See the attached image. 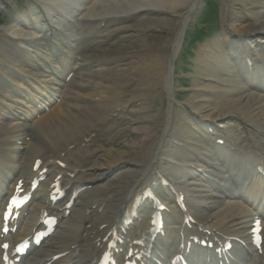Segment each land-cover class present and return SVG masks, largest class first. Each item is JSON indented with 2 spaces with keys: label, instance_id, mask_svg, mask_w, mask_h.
<instances>
[{
  "label": "bare ground",
  "instance_id": "obj_1",
  "mask_svg": "<svg viewBox=\"0 0 264 264\" xmlns=\"http://www.w3.org/2000/svg\"><path fill=\"white\" fill-rule=\"evenodd\" d=\"M30 2L28 4L31 8L15 13L17 16L13 23L0 30V33L6 36L4 42L0 44L2 72L0 81H3V76L10 84H20L21 82L14 76L18 72L26 78L33 76L37 80L36 84L44 82L56 86L62 81L59 76L47 72L45 76L48 79H45L43 77L45 70L41 69L34 73L37 71V64L28 63L36 53H43L46 50L44 42L52 32L57 33L60 28L66 30L64 27L70 29V22L84 26L87 22L97 21L91 18H100L113 25L107 31L93 36L88 42L91 49L87 50L88 58H85V61L94 64V69L97 70L79 73L78 68L81 65L79 56L82 58L78 52L81 48L75 47L76 51L73 52H76L78 61H72L74 67L64 93V98L68 100L80 99L78 103H81V98L90 97L93 102L99 104L81 106L73 103L75 105L67 107L68 109L58 105L37 120L29 132L26 150L19 159L22 168L18 178L23 177L26 167H31L33 157L43 154L47 157L44 161L48 162L55 159L59 152L68 154L67 145L75 142L76 138H66L67 134L73 132L70 133L66 124L60 126L64 120L63 115L70 118H80L78 113L90 115L89 121L83 124L85 127L93 122H105L120 106L132 107L130 112H126L128 115L126 125H121L118 129V132H127L131 138L121 147L110 145L100 149L99 158L94 162L96 173L90 181L96 183L95 190L100 191V194L91 193L83 199L81 197L76 199L72 212L70 211L69 215L59 222L69 229V233L60 235L58 231L54 238L59 235L60 238L66 236L73 238L70 244L83 247L88 258L87 264H93L105 246L102 239L106 231L115 224L124 226L123 221L131 217V204L138 190L143 185H149L150 189L156 191V187L151 186L155 185L157 179L164 178L168 181L166 187L171 185L174 190L184 194L187 212L183 213L177 209L176 213L164 214L167 227L164 238L173 250L166 249L161 243L160 257L186 249L185 245L190 241L188 236L192 234L200 235L216 244L218 241L228 240V237L233 238L232 248L221 258L223 264H226L227 260L228 264H264L263 209L262 253L261 249L258 251L251 245L249 233L250 212L256 203L252 198L264 193V164L254 159L264 153V0H222L223 33L202 45L198 51L191 93L183 101L184 112L178 111L175 107L174 89L170 79L171 64L180 47L187 21L198 9L201 0H30ZM3 5L10 6L0 0V6ZM61 12L64 13V23L58 19ZM229 38L234 42L248 40L252 45L260 46L262 52L258 57L262 61L255 67L248 66L252 71H242L243 63L240 56L246 53L234 54L241 63L234 64L231 58L232 50L228 46ZM57 40L64 42L63 39ZM61 48L71 54L69 52L71 45H63ZM234 48L239 49L240 46ZM50 49L51 47H48V50ZM42 60L59 65L57 60L49 55L47 57L46 54ZM253 60L254 58L250 61ZM45 62H40L42 67H45ZM2 63L7 65L4 70ZM9 91V85L2 82L0 98L6 106L17 107L22 102L27 112L36 111L29 101L22 99L23 94L13 95ZM166 98L168 101L166 108L157 105V101L162 103ZM36 100L38 101V98L32 103ZM189 112L198 119L216 123L220 126L219 132L191 130ZM3 113L6 114L5 111ZM13 117L0 114V130L2 128L10 130V123L15 119ZM24 122L20 120L21 125L14 130L15 136L19 135L17 131L22 128ZM241 123L247 124L250 128H240ZM218 134L224 139L222 145L214 143ZM241 137L249 145L243 143L239 139ZM170 141H173L172 145H168ZM227 147L232 154L228 153ZM213 148L219 151H214ZM202 149L207 150L209 156H206ZM248 158L251 161L247 160ZM176 162L179 165L174 164ZM173 166L176 167L172 168ZM31 170L34 169L31 167ZM108 172L113 176L102 183ZM217 175L221 176L222 180ZM185 176L190 178L186 180ZM6 179L9 180L5 181ZM208 179L217 183L211 186ZM11 181L8 174L1 176L0 202L13 190L14 183ZM220 186L225 187L227 192H233V195L225 196ZM43 191L44 188L35 192L34 199L28 206L34 212V222L37 217L40 218L41 210V206L37 205L35 200ZM162 194V199L167 200L168 197L163 192ZM246 197L254 205L245 203ZM0 208L4 209V203H0ZM258 211L256 209L255 213ZM139 212L140 214L127 227V234L123 237L124 245H129L138 233L141 235L148 229L149 210L146 203ZM184 214H190L192 222L188 224L192 227L182 221ZM20 219L19 215L15 233L23 237L32 226H28L29 221H26L28 218ZM195 227H203L207 232L196 233ZM218 231H221L219 239L213 241ZM179 243L182 246L177 247ZM132 248L142 247L135 244ZM68 249L71 248L50 251L41 247L37 252L29 254L31 256L26 264H37L47 254L52 255ZM77 250L71 249V253ZM196 250L195 248L194 252ZM71 256L72 254L65 256L58 262ZM193 260L195 264H205L204 257L200 255H195Z\"/></svg>",
  "mask_w": 264,
  "mask_h": 264
},
{
  "label": "rangeland",
  "instance_id": "obj_2",
  "mask_svg": "<svg viewBox=\"0 0 264 264\" xmlns=\"http://www.w3.org/2000/svg\"><path fill=\"white\" fill-rule=\"evenodd\" d=\"M26 3H27V0H18V1H16L15 5L11 4V6H13L15 9H17L18 12H20L21 10H23L25 8ZM201 5H202V3L200 2L198 9L192 14V16H190L188 24H190V22L195 18L198 21L196 23V25L198 26L197 28H201V27L206 28V30H208V34L205 36L203 35L201 40L198 41L195 39L197 32H195V30H192V26L195 22L192 21L191 25L187 24L188 25L187 32L189 34H188V36H186V38L188 37L190 39V41H189L190 48L188 50L186 49L185 53L183 54V57L179 58L178 60H177L178 57H176V59H175L176 63L174 64L175 65L174 67H175V72L178 75H181L180 74L181 71L178 69L180 67H182L183 73H186V75L191 73L192 61L195 60L193 50H195L196 44H198L199 42L200 43L205 42V40L215 30L214 22H210V23H207V22L203 23V21L200 22V17H198V14H199L198 12L200 11ZM182 10H183V8L181 9V11ZM201 12L203 14V19H211L213 17V12H214L213 7L209 5L207 0H204V5L202 7ZM8 16L9 15H7V17H6V15H5L3 18L2 17L0 18V28L3 26H7L8 24L11 23L10 18ZM188 28H191V29H189V31H188ZM203 38H204V40H203ZM3 41H4V39L0 38V43H3ZM181 78H182V76H181ZM191 81H192V79H190V80L182 79V82L187 84L186 85V86H188L187 89H189ZM187 96H188V93H186V95L183 94L181 97L185 98ZM158 104H159V102H158ZM123 120L126 122V118H124ZM62 121L63 122L60 123V126H62L63 124H66V127H67V129L70 130V133L73 132L76 135V134H78V130H75V128L73 126L80 128L83 124H85L87 122V119H82V120L76 121L72 124L67 119L62 120ZM115 125H116L115 122H111V123L107 124L104 129H102L101 131H99L97 133L95 138H93L92 140L89 141L88 147L80 146V149H74L75 153L71 156V158L72 159H74V158L80 159L79 163H80L81 167L83 169H85V173H83V174L87 175L86 173H88V170H89L90 175H92V173L90 172L91 167L93 165V162L99 156L96 152V149L98 148V146L100 144H101V146L106 147L109 143L112 142L110 140V138L114 134ZM46 131H48V129H46ZM116 137L113 141L114 146H117L118 144H123L127 140V137H123L122 135H120V137H121L120 139H116Z\"/></svg>",
  "mask_w": 264,
  "mask_h": 264
},
{
  "label": "snow or ice",
  "instance_id": "obj_3",
  "mask_svg": "<svg viewBox=\"0 0 264 264\" xmlns=\"http://www.w3.org/2000/svg\"><path fill=\"white\" fill-rule=\"evenodd\" d=\"M56 187L59 188V185L57 184ZM15 203H16V200L13 199L12 204L14 205ZM8 214L11 215V208L9 209V213ZM5 231H7V228H5ZM254 239L258 243L259 237L256 236V237H254ZM4 247L7 248L8 246L7 245H4ZM5 259H7V257H5Z\"/></svg>",
  "mask_w": 264,
  "mask_h": 264
}]
</instances>
